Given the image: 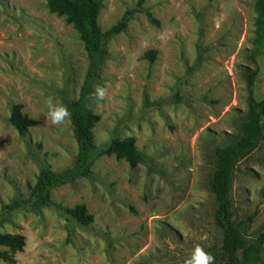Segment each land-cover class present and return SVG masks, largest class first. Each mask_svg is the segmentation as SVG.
Here are the masks:
<instances>
[{
    "label": "rangeland",
    "instance_id": "rangeland-1",
    "mask_svg": "<svg viewBox=\"0 0 264 264\" xmlns=\"http://www.w3.org/2000/svg\"><path fill=\"white\" fill-rule=\"evenodd\" d=\"M255 16V0H101V30L126 25L107 37L93 83V143L101 150L133 137L141 160L131 167L98 154L88 176L51 188L41 204L39 172L70 168L77 154L70 118L51 125L44 101L77 99L88 60L78 32L47 0H0V233L24 237L0 264H184L195 245L218 243L214 150L235 140L250 98H264ZM17 103L37 121L22 135L9 121ZM231 198L254 237L264 227V118L257 147L235 164ZM78 204L90 224L66 212Z\"/></svg>",
    "mask_w": 264,
    "mask_h": 264
},
{
    "label": "trees",
    "instance_id": "trees-1",
    "mask_svg": "<svg viewBox=\"0 0 264 264\" xmlns=\"http://www.w3.org/2000/svg\"><path fill=\"white\" fill-rule=\"evenodd\" d=\"M49 11L63 16L78 32L88 60V68L80 87L79 97L67 100L66 106L71 116L74 137L77 143L75 163L61 172H53L49 168L42 169L36 179L34 190L41 204L49 203V190L65 182L90 174V166L98 154L113 155L124 159L131 167L141 160L133 137L124 139L112 138L106 147L97 150L93 143L92 128L99 120V115L88 109V101L92 94L93 83L106 55L107 37L123 29L126 20L123 18L117 25L103 32L97 24V15L101 0H47ZM256 16L253 20L252 44L257 53L264 48V0H255ZM152 21L156 22L152 18ZM149 59L155 55L154 50L145 54ZM253 76L248 79V90L251 94ZM264 98H250L240 132L234 141L217 147L214 150L215 169L210 180L216 209L213 223L220 231L218 243L205 248L214 257V264H261L264 249V227L252 238L244 234V221L234 217L231 198V178L236 162L253 151L263 133ZM11 125L19 134H24L37 121L22 112V105L17 103L11 108L9 115ZM66 212L81 225H88L93 217L83 204L66 209ZM248 217L246 221H249ZM24 237L20 234L0 233V259L11 262L9 252L22 250Z\"/></svg>",
    "mask_w": 264,
    "mask_h": 264
},
{
    "label": "clouds",
    "instance_id": "clouds-1",
    "mask_svg": "<svg viewBox=\"0 0 264 264\" xmlns=\"http://www.w3.org/2000/svg\"><path fill=\"white\" fill-rule=\"evenodd\" d=\"M106 89L104 86L97 85L94 89V95L98 100H103ZM46 115L51 125H63L70 118L71 113L66 105L52 97L44 101ZM184 264H214V257L211 252L206 251L200 245H195L191 253L185 258Z\"/></svg>",
    "mask_w": 264,
    "mask_h": 264
}]
</instances>
